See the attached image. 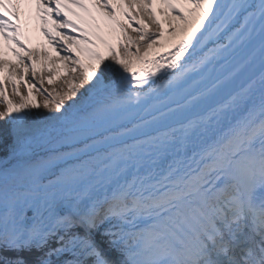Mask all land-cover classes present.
<instances>
[{"label":"snow or ice","instance_id":"6c2138e0","mask_svg":"<svg viewBox=\"0 0 264 264\" xmlns=\"http://www.w3.org/2000/svg\"><path fill=\"white\" fill-rule=\"evenodd\" d=\"M0 40V264H264V0H0Z\"/></svg>","mask_w":264,"mask_h":264},{"label":"bare ground","instance_id":"6f19581e","mask_svg":"<svg viewBox=\"0 0 264 264\" xmlns=\"http://www.w3.org/2000/svg\"><path fill=\"white\" fill-rule=\"evenodd\" d=\"M30 11H31V18L25 24L24 36H26V32L29 29V31H31V34H30L31 39L29 42H26L25 45L27 47L29 46L35 47V48L40 47L41 49H47L49 47H53V45L49 44L48 39L44 36L43 32L41 31V24H40L38 17L35 14V8L33 7ZM12 47L14 46L9 44L8 42L4 40H0V50L3 51V58L5 60H9L15 63V57L11 54V51H10ZM35 48H33V50H35Z\"/></svg>","mask_w":264,"mask_h":264},{"label":"rangeland","instance_id":"374dc122","mask_svg":"<svg viewBox=\"0 0 264 264\" xmlns=\"http://www.w3.org/2000/svg\"><path fill=\"white\" fill-rule=\"evenodd\" d=\"M31 31H29V29L27 30L26 32V36L23 37V41L24 43L26 44V42H29L30 39H31ZM29 46V45H28ZM63 47V46H62ZM29 49H32L35 48V47H28ZM36 51H42V52H46L48 53L53 59H57L58 60V57H57V53L55 51H53V47H49L47 49H41L40 47H36L35 48ZM12 54V53H11ZM63 54V53H62ZM45 87H48L49 89H51L53 86H50V85H47V83H45L44 85Z\"/></svg>","mask_w":264,"mask_h":264},{"label":"trees","instance_id":"16d2710c","mask_svg":"<svg viewBox=\"0 0 264 264\" xmlns=\"http://www.w3.org/2000/svg\"><path fill=\"white\" fill-rule=\"evenodd\" d=\"M18 99V98H17ZM39 99V98H38ZM33 111L34 112H40V113H42V114H44V115H46L47 113H46V111L45 110H43V109H33Z\"/></svg>","mask_w":264,"mask_h":264}]
</instances>
